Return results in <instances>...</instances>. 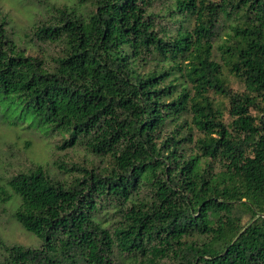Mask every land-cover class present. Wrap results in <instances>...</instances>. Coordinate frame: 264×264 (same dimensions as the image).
Instances as JSON below:
<instances>
[{"label": "trees", "instance_id": "trees-1", "mask_svg": "<svg viewBox=\"0 0 264 264\" xmlns=\"http://www.w3.org/2000/svg\"><path fill=\"white\" fill-rule=\"evenodd\" d=\"M33 17L23 37L0 20V120L85 154L7 180L43 245L0 243L5 263L264 264V0H71Z\"/></svg>", "mask_w": 264, "mask_h": 264}, {"label": "rangeland", "instance_id": "rangeland-1", "mask_svg": "<svg viewBox=\"0 0 264 264\" xmlns=\"http://www.w3.org/2000/svg\"><path fill=\"white\" fill-rule=\"evenodd\" d=\"M69 2L71 0H0V20L6 18L5 21H8L11 26V32L23 37V34L27 33L32 25L33 15H36L37 11H41L47 3L65 4ZM21 45L24 46V43ZM26 53L32 55L35 52L28 47ZM213 55L214 59L219 61L220 56L217 50H213ZM223 74L233 93L252 95V92L246 90L226 70ZM220 100L217 101L221 104L223 102L225 105V102ZM250 114L253 117H258L262 113L251 108ZM223 118L226 123L231 121L226 109L223 110ZM59 143V136L46 138L22 126L13 127L6 121L0 120V243L7 246L15 244L32 249H39L43 245L41 240L25 231L16 221L14 213L20 206L21 200L7 184V180L17 170L27 167L29 163L51 162L54 153L61 155L67 153L66 159L64 157L66 161L82 162L85 154L82 150L57 152L55 146ZM103 219V216L100 217V220ZM116 219V217H112L111 221L114 222ZM247 219L248 216H245L242 223H245ZM4 254L0 248V264H6Z\"/></svg>", "mask_w": 264, "mask_h": 264}]
</instances>
